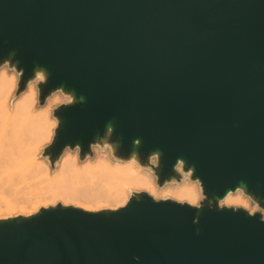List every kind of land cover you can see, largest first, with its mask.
I'll use <instances>...</instances> for the list:
<instances>
[{
	"label": "water",
	"instance_id": "1",
	"mask_svg": "<svg viewBox=\"0 0 264 264\" xmlns=\"http://www.w3.org/2000/svg\"><path fill=\"white\" fill-rule=\"evenodd\" d=\"M5 59L17 93L43 69L39 103L74 98L53 110L50 168L104 142L158 187L191 170L206 199L132 191L112 210L0 219V264H264L262 212L218 206L241 189L264 209V0H0Z\"/></svg>",
	"mask_w": 264,
	"mask_h": 264
},
{
	"label": "bare ground",
	"instance_id": "2",
	"mask_svg": "<svg viewBox=\"0 0 264 264\" xmlns=\"http://www.w3.org/2000/svg\"><path fill=\"white\" fill-rule=\"evenodd\" d=\"M13 85L12 78L6 74L0 76V191L2 195L20 198L26 197L28 194L35 196L49 193L66 197L84 196L83 200L103 201L112 204L124 201L128 197L127 192L136 188L153 194L159 193L163 197L173 196L179 202L185 201V203L192 195L198 197L201 195V192L197 193L195 189L191 193L187 191L191 187V181L185 183L182 179L183 176L167 186L158 187L149 169L142 168L134 156L126 161H112L110 157H105L102 166L80 177L79 183L82 187H73L67 181L57 180L55 177L58 170L51 173L49 165L47 166V176L43 179H40L41 176H44L43 170L16 171L15 157L18 156L20 147L21 117H26L25 129L30 134L31 141L38 143L47 136L49 116L46 117L43 114L47 106L42 111L38 110L36 98L35 102L24 100L27 95L24 92L18 94V100L15 103L10 104L9 98H11ZM21 100H24V104L20 108H16L15 105ZM94 145L104 147V142L103 144L96 142ZM92 155L94 157L92 160L100 158L99 154L92 153ZM79 163L80 161H78V165ZM177 168L179 169L178 166ZM237 191H240L243 196H247L241 189H236L218 200V206H228L225 202L229 197L235 199ZM9 201L6 200V204ZM89 207V205L84 206L85 209Z\"/></svg>",
	"mask_w": 264,
	"mask_h": 264
},
{
	"label": "clouds",
	"instance_id": "3",
	"mask_svg": "<svg viewBox=\"0 0 264 264\" xmlns=\"http://www.w3.org/2000/svg\"><path fill=\"white\" fill-rule=\"evenodd\" d=\"M14 55V54H10ZM0 74H10L13 75L17 82L23 77V70H18L16 64L12 62L11 59H5L0 63ZM47 83V75L43 69L34 70L33 76L25 82L24 88L21 92H26L27 95L24 97V100H33L38 97L40 89V84ZM49 106L45 109L44 115L47 117L50 115L53 108L59 105H70L74 103V98H71L68 94H65L63 89L58 88L48 95ZM83 99V98H81ZM24 100H21L18 104L15 105L16 108H20L24 104ZM7 103V100H5ZM7 119V118H6ZM24 121L26 117H21V123L19 126L20 132V147L18 149V156L15 157L16 171H29L32 169L43 170L44 176H41L40 179H43L47 176L48 168L47 166L52 163L48 155H43L44 146L51 143V137L53 135L54 129L58 126V118L52 116L48 122V133L42 140L38 143H33L31 141L30 134L25 129ZM81 147L79 145L75 147L66 146L62 154L55 161V168L58 170L56 179L60 181H67L73 187H82L79 183L80 177L82 175H87L90 172L94 171L96 168H99L103 165L105 157H111L112 153L107 146L97 147L94 144L89 145V151L93 154H99V159L89 160L88 153L84 154V160L79 163L78 161L81 154ZM154 159V157H153ZM179 171V169H177ZM192 177V171L189 170L186 175H183L182 179L185 183L190 182ZM167 183V182H166ZM201 182L199 179L191 180V187L187 189L190 193L195 189L197 193L201 192ZM236 198L229 199L225 202L228 206L234 208V210H243L248 213L249 216H254L258 211L264 212V209H261L259 204L251 196H243L240 191L236 192ZM206 199L205 196L192 195L190 199L186 201L190 208L199 209L202 207L201 201ZM180 203H185V201H180ZM264 220V216L261 217ZM133 259H136L135 257Z\"/></svg>",
	"mask_w": 264,
	"mask_h": 264
},
{
	"label": "rangeland",
	"instance_id": "4",
	"mask_svg": "<svg viewBox=\"0 0 264 264\" xmlns=\"http://www.w3.org/2000/svg\"><path fill=\"white\" fill-rule=\"evenodd\" d=\"M1 75L2 74H0V76ZM6 75L9 78H12V81L14 84L12 89H11L12 90L11 98H9V103L13 104L18 100V96L20 95V93H17V79L13 75H10V74H6ZM24 94H27V93L24 92ZM24 94H22V96H24ZM47 98L42 103H39L38 98L36 97V100H37L36 108L38 110L42 111L46 108V106L47 107L49 106V101ZM53 110H54V108L52 109V111L49 115V120L51 119L50 117L53 116ZM52 131H54V130H52ZM47 145H45V146H47ZM42 158L43 157L41 156V159ZM93 158L94 157H93L92 152H91L88 159L92 160ZM110 159L112 161H115L111 157H110ZM152 162H153V159H152ZM54 166H55V163H54ZM49 168H50V166H49ZM55 170H57L55 167L50 168L51 173L55 172ZM150 174L153 176V174L151 172H150ZM153 178H154V176H153ZM167 185H169V184H164L163 186H167ZM166 188H169V187H166ZM132 191L146 192L148 195L152 196L154 199L170 198V199H173L175 201H178L173 196L163 197L159 193L153 194V193H150L148 191H145L144 189H138V188L128 191L127 192L128 197H129L130 192H132ZM128 197H126L124 199V201H122V202H119L117 204H112V203L103 202V201L97 202V201L83 200V199H85L84 196L66 197L63 195H50L49 193H44V194L35 195V196L28 194L26 197L24 196V197H20V198H12V197L10 198L7 195H4V194L2 195V193L0 191V219H6L5 217L13 218V217H18V216H27V215H30L32 213L37 212L38 210H40L42 208H48V207L56 206V205L72 206V207L80 208V209L86 210V211L112 210V209H116L118 207L123 206L126 203ZM86 199H88V198H86ZM6 200H10V201L6 204ZM86 205H89L90 207L88 209H85L84 206H86ZM262 216H264V212H262Z\"/></svg>",
	"mask_w": 264,
	"mask_h": 264
}]
</instances>
